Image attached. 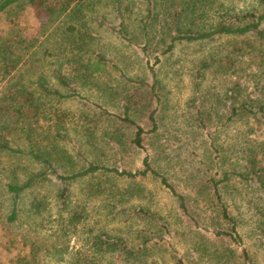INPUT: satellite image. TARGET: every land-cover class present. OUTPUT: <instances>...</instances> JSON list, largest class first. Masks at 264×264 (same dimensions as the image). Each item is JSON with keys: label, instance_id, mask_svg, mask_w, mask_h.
<instances>
[{"label": "rangeland", "instance_id": "1", "mask_svg": "<svg viewBox=\"0 0 264 264\" xmlns=\"http://www.w3.org/2000/svg\"><path fill=\"white\" fill-rule=\"evenodd\" d=\"M58 1L66 0L46 2ZM75 2L71 0L70 6ZM232 2L241 8L249 0ZM146 9L144 0H122L120 15L108 0H99L93 9L83 7L90 39L82 56L86 67L65 55L62 30L74 22L71 17L50 16L29 0L1 12L0 36L20 39L14 49L23 58L19 71L0 74V92L8 80L18 77L28 90L36 89L48 115L44 118L41 112L31 126L22 118L17 126L11 124L8 139L23 149L24 130L33 127L34 141L58 146L53 165L62 174L90 162L136 171L147 157L185 195L191 217L181 213L176 197L158 178L96 171L62 182L26 154L4 152L0 153V264H12L19 256L30 258L32 252L31 264H65L78 249L88 255L95 251L93 242L98 239L104 241L102 251L108 241L119 248L95 254L115 264H243V249L248 255L245 264H264L263 193L236 174L243 171L250 152L264 166V111L257 110L264 102V62L232 52L239 43L252 44L253 37L243 42L225 35L178 40L165 52L174 33L172 20L157 6L156 24L144 36L141 21ZM122 20L132 42L110 28ZM55 70L69 79L81 98L41 94L34 83L39 75L52 88L67 92L53 76ZM76 71L82 74L76 77ZM241 103L256 113L239 111L231 118L232 108ZM126 105L128 116L144 130L140 147L132 143L135 126L120 119ZM55 108L64 113L60 123ZM151 114L156 121L153 132ZM40 171H46L48 179L23 191L17 218L8 221L12 196L6 183L23 182ZM215 183L221 202L237 220L232 238L218 234L230 228L221 215ZM38 201L42 204L32 208ZM74 214L73 230L63 232Z\"/></svg>", "mask_w": 264, "mask_h": 264}, {"label": "trees", "instance_id": "2", "mask_svg": "<svg viewBox=\"0 0 264 264\" xmlns=\"http://www.w3.org/2000/svg\"><path fill=\"white\" fill-rule=\"evenodd\" d=\"M23 0H0V13L4 12L13 6L19 5ZM47 0H29L31 4L39 7L43 6L48 12V15L54 16L55 13L71 17L74 22L67 24L62 30V42L64 44L65 55L69 56L73 62L79 63L80 67H86L82 56L85 55L90 39L87 37V31L85 29V17L86 14L83 11L85 9H93L99 0H75L74 5L70 6L71 0L58 1L57 3H49ZM73 1V0H72ZM117 9V14L120 15V3L122 0H108ZM146 3L147 15L141 21L142 31L144 36L150 33V27L156 24V19L159 16L157 6L163 11L164 16L169 17L173 23L174 33L170 38L169 43L166 46L165 52L173 49L175 42L178 40L196 41V40H212L215 37L230 36L231 38H241L242 41H249V36L253 37V43L245 46L235 45L232 52H236L239 56L250 55L252 58H258L259 63L264 62V28L262 22L264 21V0H251L252 3L245 4L241 8H237L232 0H144ZM244 2L247 0H243ZM62 13V14H61ZM218 15V16H217ZM214 17H217L214 19ZM104 24L103 21H100ZM118 36L122 39L132 42L131 37L128 36L126 25L124 21L118 23L117 26L110 27ZM18 35V34H17ZM246 39V40H245ZM20 39H8L0 36V74L2 76H9L13 71H19L22 63V54L14 48H19ZM87 69V68H85ZM80 71V70H78ZM19 74V73H18ZM82 73L77 72L75 76L79 77ZM59 82L67 88L66 93H61L58 89L52 88L47 79L43 75H39L36 81V88H39L42 95L54 96L57 98L67 97H79L80 93L74 88L70 87L69 79L62 74L59 70L53 71ZM32 82V81H31ZM7 83V82H6ZM28 84L22 83L20 78H12L8 80L7 87L0 92V153L8 152L11 154H26L29 158L37 163H41L49 168V174H54L62 182L74 180L76 178L85 176L96 171L101 172H114L117 175H123L128 178H136L137 176H152L158 178L160 183L166 186L171 193L176 197L178 206L181 213L184 216L191 217L189 207L186 201V197L183 193L179 192L175 186L168 180V178L153 167L151 161L147 157L142 160V168L136 171L132 170H117L114 167H106L105 165L94 164L90 162L85 168L73 171L68 174L58 173L56 167L53 165L54 155L57 154L58 146L52 142L51 145H41L33 140L34 129L24 130V148L13 147L9 138L10 125L17 126V122L22 118V122L28 123L37 122V118L40 117L41 112L44 113L43 117L47 118V108L44 106V101H40L39 97L35 96L36 89L28 90ZM253 105V104H252ZM251 105V107H252ZM259 111H264V102L258 105ZM127 105L124 107V115L120 119L128 124L134 125L136 130L132 143L135 146L140 147L142 142L143 128L136 124L128 114ZM239 111L256 113L252 111L250 107H247L245 103H241L238 107L232 108L230 117L235 116ZM54 116H57V121L60 123L63 121L64 113L58 112L57 108L54 109ZM40 114V115H39ZM42 116V115H41ZM151 128L150 132L156 130V121L153 114L150 115ZM61 126V125H59ZM62 129L64 127H61ZM56 137L55 135H53ZM77 147L76 144H74ZM253 153V152H252ZM48 173L46 171L32 172L23 182L8 181L6 183V191L12 196L11 208L8 213L7 220L14 221L17 218V212L19 210V198L24 190L31 188L35 185L36 181L48 179ZM241 179L251 180L257 185L259 190L263 193L264 201V166H261L256 159L255 155L251 152L248 154L243 166V171L236 173ZM225 176L223 179H226ZM216 183L214 185V188ZM66 188H62L60 191V198L65 197ZM215 196L220 202L221 215L228 224L229 231H218V234H224L229 237H233V234H237V220L232 216L227 207L221 202L219 192L215 188ZM41 201L32 202V208H38L41 205ZM77 216L74 214L70 223L62 227V231L73 230L72 220ZM74 226V225H73ZM101 238L100 235L97 239ZM102 243L104 241L98 239L94 240L93 245L97 248L91 253L87 251H81L78 249L74 256L66 260L65 264H115L112 261H102L97 258L95 254L116 251L119 248L112 247L109 241L106 247L102 251ZM244 258H247V252L245 249ZM132 254V250L128 251ZM30 258L26 256H19L15 258L12 264H31L33 259V252L30 254ZM244 259V261H245ZM243 261V264L245 262Z\"/></svg>", "mask_w": 264, "mask_h": 264}]
</instances>
